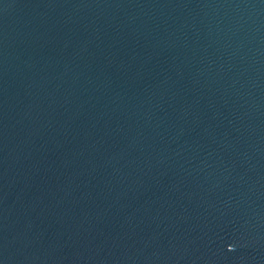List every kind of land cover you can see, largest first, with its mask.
Segmentation results:
<instances>
[{"label": "water", "instance_id": "95a60500", "mask_svg": "<svg viewBox=\"0 0 264 264\" xmlns=\"http://www.w3.org/2000/svg\"><path fill=\"white\" fill-rule=\"evenodd\" d=\"M0 264H264V0H0Z\"/></svg>", "mask_w": 264, "mask_h": 264}]
</instances>
